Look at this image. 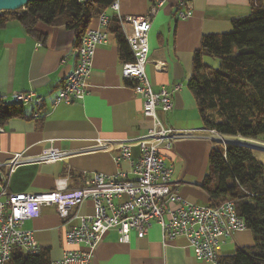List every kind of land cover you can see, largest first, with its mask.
I'll list each match as a JSON object with an SVG mask.
<instances>
[{
  "label": "crops",
  "instance_id": "obj_1",
  "mask_svg": "<svg viewBox=\"0 0 264 264\" xmlns=\"http://www.w3.org/2000/svg\"><path fill=\"white\" fill-rule=\"evenodd\" d=\"M251 2L192 0L191 17L179 20L175 16V1L170 0L151 21L145 72L152 90L157 93L164 88L172 100V110L164 113L157 107L155 117L166 128L198 137L174 141L170 150L159 148L165 163L173 168L172 186L179 198L189 204L209 205L201 184L208 174L207 159L213 144L211 139H206L211 134L204 128L194 97L187 88L193 73V56L200 50L203 36L229 33L232 21L248 16ZM118 4L120 15L127 18L143 17L150 8V0H118ZM107 13L113 16L111 11ZM97 27V19L88 25V29ZM35 29L38 36L28 34L16 21L0 27V98L15 102V94L32 92L43 99L40 107L34 103L23 105L24 116L13 118L1 127L0 165L8 163L15 154L39 157L52 143L59 151L71 155L54 163L0 167L5 171L8 192L46 193L54 189L56 179L65 180L68 190L78 189L94 174L132 180L130 163L140 155L136 142L147 135L152 121L144 115L142 97L121 76L123 62L115 37L108 33L106 42L96 48L85 96L70 105H52L54 95L75 68L74 51L81 34L64 26L42 23ZM210 60L203 58L206 65ZM97 139L112 142L115 149L86 151ZM122 144L127 145L129 157L116 163L114 157L119 154L116 147ZM93 213L89 200L67 220L60 219L53 207L45 206L37 218L26 220L22 229L32 233L41 249L49 251V261H55L68 250H84L81 245L66 246L64 237L68 230L79 225L75 215ZM253 244L249 230L234 234L219 244L217 260ZM90 264L209 263L195 260L186 238L168 240L153 222L145 237L140 239L130 233L128 242H123L115 229L107 231L97 244Z\"/></svg>",
  "mask_w": 264,
  "mask_h": 264
},
{
  "label": "built area",
  "instance_id": "obj_2",
  "mask_svg": "<svg viewBox=\"0 0 264 264\" xmlns=\"http://www.w3.org/2000/svg\"><path fill=\"white\" fill-rule=\"evenodd\" d=\"M170 0H150V8L143 17H123L119 13L118 0H114L107 10L113 13L125 38L132 60L122 63L121 76L131 83L136 95L143 99V112L152 121V126L144 138L136 144L140 155L132 160V180L94 174L85 180L78 189L68 190L65 180L56 179L54 189L46 193H9L6 177L0 176V264L10 261L13 250L18 249L25 255H38L41 248L36 244L32 233L22 229L26 220L37 218L43 207L51 206L58 217L67 220L73 211L84 201L92 203V216H78L79 225L65 234V245L71 248L83 246L84 250H68L61 259L49 264H90L94 250L103 235L115 229L123 242L129 241L130 233L137 238L147 235L153 222L162 229L164 238L177 237L187 239L196 261L217 264V249L225 238L247 230L245 222L234 208L232 201H226L218 207L199 206L182 201L172 186L173 168L165 163L159 153L162 146L170 150L174 141L198 138L190 133H178L163 126L155 117L159 107L164 113L172 110L169 92L162 88L155 93L146 75L145 67L149 52L148 33L152 18ZM176 19L185 20L192 15V0H174ZM107 10L97 18L98 27L89 29L82 39V52L76 61L81 62L77 80L68 81L53 97L52 105H70L81 100L87 90V81L96 48L107 40V29L111 16ZM15 102L41 106L43 99L34 93H17ZM0 127V133L2 132ZM221 136L206 139L219 140ZM233 140V139H229ZM119 154L114 157L116 163L128 159L127 145L116 147ZM115 149L110 141L95 140L86 151H111ZM71 153H63L55 144L39 157L24 158L15 154L10 161L0 167L12 168L21 163H54ZM171 204L177 205L175 209Z\"/></svg>",
  "mask_w": 264,
  "mask_h": 264
},
{
  "label": "trees",
  "instance_id": "obj_3",
  "mask_svg": "<svg viewBox=\"0 0 264 264\" xmlns=\"http://www.w3.org/2000/svg\"><path fill=\"white\" fill-rule=\"evenodd\" d=\"M114 0H46L27 4L15 12H0V27L18 22L38 36V23L64 26L81 37L89 23L107 10ZM107 32L118 44L119 59L132 60L115 17ZM233 49L235 52L233 53ZM217 59L219 66L204 64L203 58ZM204 128L221 137L261 140L264 143V0H252L250 14L231 23L225 34L205 35L193 56V73L187 81ZM23 105L0 98V127L22 118ZM0 176L6 177V175ZM201 189L211 207L232 201L237 215L254 238L250 247L218 258L217 264H264V167L242 141L213 143L208 174ZM49 251L25 255L15 249L7 264H49Z\"/></svg>",
  "mask_w": 264,
  "mask_h": 264
},
{
  "label": "rangeland",
  "instance_id": "obj_4",
  "mask_svg": "<svg viewBox=\"0 0 264 264\" xmlns=\"http://www.w3.org/2000/svg\"><path fill=\"white\" fill-rule=\"evenodd\" d=\"M235 52V49H233V53ZM211 59V58H210ZM207 65L209 66H212V68H217L219 66V63H218V60L217 59H212L208 62H206ZM229 139L225 138V137H220L219 140L215 141V143H221V142H225V141H228ZM233 140H236V141H242L241 139L239 138H234ZM243 143H246V144H249L251 145L252 147V151L255 155V157L257 158V160L263 165L264 167V143L261 141V140H257V141H252V140H248L247 141H242ZM207 162H208V159H207ZM0 173L2 175L5 174V171L3 170H0ZM171 207V206H170ZM229 252V251H228ZM224 254H227V253H224Z\"/></svg>",
  "mask_w": 264,
  "mask_h": 264
},
{
  "label": "water",
  "instance_id": "obj_5",
  "mask_svg": "<svg viewBox=\"0 0 264 264\" xmlns=\"http://www.w3.org/2000/svg\"><path fill=\"white\" fill-rule=\"evenodd\" d=\"M40 1L46 0H0V12H15L23 9L29 3Z\"/></svg>",
  "mask_w": 264,
  "mask_h": 264
},
{
  "label": "bare ground",
  "instance_id": "obj_6",
  "mask_svg": "<svg viewBox=\"0 0 264 264\" xmlns=\"http://www.w3.org/2000/svg\"><path fill=\"white\" fill-rule=\"evenodd\" d=\"M88 31H89V29L85 32V34H83V36L81 37V39L79 41V44L77 45V47H76V49L74 51L75 59H78L80 54H81V52H82V39L87 36V32ZM80 69H81V62L76 61L75 68H74L73 72L65 80L64 86L66 85V83H68V81L77 80V77L79 75ZM209 132H210L211 136H214V131H209ZM215 140L216 139H211V141L213 143L215 142Z\"/></svg>",
  "mask_w": 264,
  "mask_h": 264
}]
</instances>
